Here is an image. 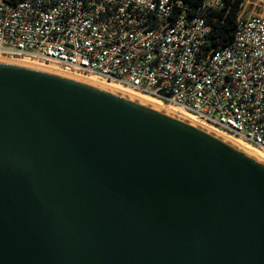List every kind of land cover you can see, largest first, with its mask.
Returning <instances> with one entry per match:
<instances>
[{
  "label": "water",
  "instance_id": "water-1",
  "mask_svg": "<svg viewBox=\"0 0 264 264\" xmlns=\"http://www.w3.org/2000/svg\"><path fill=\"white\" fill-rule=\"evenodd\" d=\"M0 264H264V165L137 101L0 61Z\"/></svg>",
  "mask_w": 264,
  "mask_h": 264
},
{
  "label": "built area",
  "instance_id": "built-area-1",
  "mask_svg": "<svg viewBox=\"0 0 264 264\" xmlns=\"http://www.w3.org/2000/svg\"><path fill=\"white\" fill-rule=\"evenodd\" d=\"M207 48L209 10L185 0H2L0 56L128 88L264 154V11Z\"/></svg>",
  "mask_w": 264,
  "mask_h": 264
},
{
  "label": "bare ground",
  "instance_id": "bare-ground-1",
  "mask_svg": "<svg viewBox=\"0 0 264 264\" xmlns=\"http://www.w3.org/2000/svg\"><path fill=\"white\" fill-rule=\"evenodd\" d=\"M0 61H3V62H9L5 59H1L0 58ZM9 63H14V62H9ZM14 64H18V63H14ZM19 65H25V66H28V64H25V63H21ZM31 65H29L30 67ZM33 67V66H31ZM33 68H37V69H41V70H45V71H48V72H52V73H56V74H60V75H63V76H66V77H70V78H73V79H76V80H79V81H82V82H85V83H88V84H91V85H94V86H97V87H100V88H103V89H106L108 91H111L113 93H116V94H119L121 96H124L126 98H129L131 100H134V101H137L141 104H144V105H147L151 108H154V109H157L159 111H162L164 113H167L173 117H176L182 121H185L189 124H192L216 137H218L219 139L225 141L226 143L230 144L231 146L235 147L236 149H238L239 151L243 152L244 154L248 155L249 157L257 160L258 162L262 163L264 165V160L261 159L259 157V155L257 154V149L255 148H251V146L247 145H244L241 143V141L237 140V139H234L230 136H228L227 134L221 132V131H218V130H215V129H212L208 126H204V125H201V124H198L196 122L193 121V117L189 116V115H186V114H181V113H178L175 109L169 107V106H166V105H162L161 103H159L158 101L156 100H153V99H150V97L148 96H145V95H141L139 94L140 96H137L138 93L128 89V88H125L123 87L124 89L128 90V91H132V93H135V94H132V93H129V92H125L124 90H121L120 88H117L118 86H112V84H102L100 82H97V81H94V80H91L89 78H86L84 76H79V75H75L73 73H64L60 70H56V69H53V68H49V67H42V66H39V67H33ZM117 85V84H116ZM122 87V86H120ZM193 118V119H192ZM260 152V151H258Z\"/></svg>",
  "mask_w": 264,
  "mask_h": 264
},
{
  "label": "trees",
  "instance_id": "trees-1",
  "mask_svg": "<svg viewBox=\"0 0 264 264\" xmlns=\"http://www.w3.org/2000/svg\"><path fill=\"white\" fill-rule=\"evenodd\" d=\"M185 1L193 8L203 2V0ZM221 2L222 7L218 10H209L207 13V22L210 25L206 38L207 48H224L232 42L244 0H221Z\"/></svg>",
  "mask_w": 264,
  "mask_h": 264
},
{
  "label": "rangeland",
  "instance_id": "rangeland-1",
  "mask_svg": "<svg viewBox=\"0 0 264 264\" xmlns=\"http://www.w3.org/2000/svg\"><path fill=\"white\" fill-rule=\"evenodd\" d=\"M2 0H0L1 2ZM264 11V0H247V3L245 4V9H244V12H243V15L245 16H248V15H253V14H260ZM1 59H5L4 57H1ZM9 62H14V63H18V64H21V63H25V64H28L31 65V66H35V67H39V66H42V67H49V68H53V69H56V70H60L64 73H73V74H77L79 76H84L86 78H89L91 80H94V81H97V82H100L102 84H112V83H109V82H105V81H102L100 79H97V78H94V77H90V76H86V75H82L80 73H77V72H73V71H66V70H63L62 68H60L58 65H56L55 63H52V62H42V61H35V60H26V59H5ZM30 66V67H31ZM118 86L116 84H112V86ZM117 88H120L121 90H124L125 92H129V93H132V91H128L126 89H124L123 87H120L118 86ZM132 94H135V93H132ZM137 95V94H135ZM137 96H140L139 94ZM141 97V96H140ZM152 99V98H150ZM154 100V99H153ZM163 105V104H162ZM193 119V118H192ZM194 122L198 123V124H201L200 122L196 121L195 119H193ZM203 125V124H201ZM205 126V125H204ZM242 144L246 145L245 143L241 142ZM252 148V147H251ZM257 154L259 155V157L261 159L264 160V154H262L261 152H258L257 151Z\"/></svg>",
  "mask_w": 264,
  "mask_h": 264
}]
</instances>
